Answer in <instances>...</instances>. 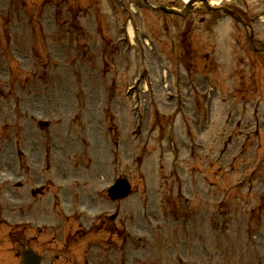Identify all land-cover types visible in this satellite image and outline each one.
I'll return each instance as SVG.
<instances>
[{
    "label": "rangeland",
    "instance_id": "374dc122",
    "mask_svg": "<svg viewBox=\"0 0 264 264\" xmlns=\"http://www.w3.org/2000/svg\"><path fill=\"white\" fill-rule=\"evenodd\" d=\"M146 1L181 7L184 0ZM235 1L257 11L251 24L264 39V0ZM67 3L86 4L78 15L81 37L55 35ZM197 5L180 17L145 0H0V190L7 186L0 191L1 257L14 245L6 231L17 230L21 217L10 199H30L33 181L66 186L75 199L77 186L92 197L126 175L134 194L120 206L130 210V264H264V55L260 63L255 59L235 20L227 21L234 41L219 20L208 30L204 6ZM17 9L28 14L18 17ZM124 17L137 28L132 45ZM235 67L240 70L231 77ZM138 76L139 87L126 94ZM143 81L150 83L147 91ZM141 102L139 137L130 135L126 117ZM204 103L209 111L202 116ZM40 119L49 121L43 129ZM250 172L249 193L239 180ZM178 186L190 203L179 198ZM45 197L51 196H37ZM209 218L217 227L208 226Z\"/></svg>",
    "mask_w": 264,
    "mask_h": 264
},
{
    "label": "flooded vegetation",
    "instance_id": "af4514ba",
    "mask_svg": "<svg viewBox=\"0 0 264 264\" xmlns=\"http://www.w3.org/2000/svg\"><path fill=\"white\" fill-rule=\"evenodd\" d=\"M46 207L40 209L38 213L35 215V219L38 221L39 227H37V224L33 225V230L37 231L36 233L30 234L29 240L26 242H32V244H36L37 248L40 249L39 251L41 254L43 253V262L45 264H76V258L75 253L78 250L77 245H73L74 239L72 237H64L62 236L57 229L58 227H54L52 229L51 227V215L47 214ZM101 227L111 235L115 231V227H113L110 220H107L105 223L98 224L95 229L99 230ZM32 230V231H33ZM55 230V232L52 234L51 231ZM110 239H112L113 236H108ZM23 241L22 238L19 236L16 237V240L14 243H17L15 248L13 247V250L11 251L12 256H7L6 259L8 263L4 264H19L20 260V250L19 243ZM105 246L104 244H102ZM89 248H91V245H89ZM82 245L79 248L80 255L82 254ZM50 252L54 253V258L52 259L47 254ZM13 260V261H12ZM3 262L0 260V264ZM85 264V263H84Z\"/></svg>",
    "mask_w": 264,
    "mask_h": 264
},
{
    "label": "water",
    "instance_id": "95a60500",
    "mask_svg": "<svg viewBox=\"0 0 264 264\" xmlns=\"http://www.w3.org/2000/svg\"><path fill=\"white\" fill-rule=\"evenodd\" d=\"M21 264H39L38 256L31 252L30 249H26L23 253V260Z\"/></svg>",
    "mask_w": 264,
    "mask_h": 264
}]
</instances>
